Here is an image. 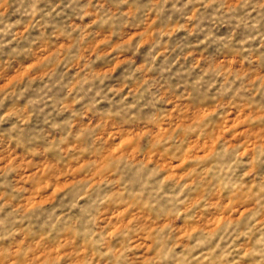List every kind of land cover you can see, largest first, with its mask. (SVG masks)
Segmentation results:
<instances>
[{"label":"clouds","instance_id":"obj_1","mask_svg":"<svg viewBox=\"0 0 264 264\" xmlns=\"http://www.w3.org/2000/svg\"><path fill=\"white\" fill-rule=\"evenodd\" d=\"M0 264H264V0H0Z\"/></svg>","mask_w":264,"mask_h":264},{"label":"rangeland","instance_id":"obj_2","mask_svg":"<svg viewBox=\"0 0 264 264\" xmlns=\"http://www.w3.org/2000/svg\"><path fill=\"white\" fill-rule=\"evenodd\" d=\"M118 146V145H117ZM183 164V161L176 162L173 166L176 168H179ZM56 191V188L54 187L51 192H49V195H52Z\"/></svg>","mask_w":264,"mask_h":264}]
</instances>
